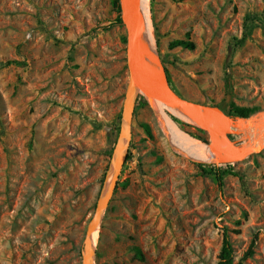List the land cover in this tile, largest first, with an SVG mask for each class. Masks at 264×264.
<instances>
[{
	"label": "rangeland",
	"instance_id": "1",
	"mask_svg": "<svg viewBox=\"0 0 264 264\" xmlns=\"http://www.w3.org/2000/svg\"><path fill=\"white\" fill-rule=\"evenodd\" d=\"M117 4L0 0V61H22L0 64V264H85L128 81ZM149 23L178 94L264 110V0H150ZM128 155L96 264H216L223 228L235 261L253 242L241 264H264V150L219 186L170 148L139 98Z\"/></svg>",
	"mask_w": 264,
	"mask_h": 264
},
{
	"label": "water",
	"instance_id": "2",
	"mask_svg": "<svg viewBox=\"0 0 264 264\" xmlns=\"http://www.w3.org/2000/svg\"><path fill=\"white\" fill-rule=\"evenodd\" d=\"M121 23L126 31V84L119 129L107 169L99 189L95 209L85 239V264H96V242L87 245L92 227L98 231L117 188L127 160L131 140L132 117L138 98L150 107L170 148L197 164L233 165L264 150V110L248 117L229 115L221 106L187 99L169 83L156 42L143 31L150 0H118ZM207 136L212 155H194L170 136L165 126L166 111ZM98 237V236H97Z\"/></svg>",
	"mask_w": 264,
	"mask_h": 264
},
{
	"label": "trees",
	"instance_id": "3",
	"mask_svg": "<svg viewBox=\"0 0 264 264\" xmlns=\"http://www.w3.org/2000/svg\"><path fill=\"white\" fill-rule=\"evenodd\" d=\"M116 3H117V0H116ZM117 8L119 11V5L118 4H117ZM117 21L119 23H121V19H120L119 14L117 16ZM176 43L184 45L185 47H187L189 49H192L194 46L192 42L178 41ZM21 62L22 61L17 60V59H7V60L2 61V62L0 61V64L3 66H8L11 64H21ZM169 83H170V81H169ZM255 111H256V108H254V107L250 108V107H243V106H237V105L231 104V108H230V110L227 111V113L231 116L248 117L252 113H254ZM171 117L177 123L182 122L175 116H171ZM197 130L200 132H203L199 129H197ZM128 156L129 155H127V159H128ZM198 166L200 168H202V170L205 173L210 174L213 177V180L219 186L222 185L223 179L225 176L236 175V172L233 170V167L231 164H228L226 168H223V167L218 166V165H212V164H198ZM252 247H253V242L250 243L249 247L243 253L240 260L235 261L234 255H233V247H232V243H231L229 236H228V231L226 228H223L222 242H221V246H220V249L218 252L216 264H241L245 258L252 255V253H253Z\"/></svg>",
	"mask_w": 264,
	"mask_h": 264
},
{
	"label": "bare ground",
	"instance_id": "4",
	"mask_svg": "<svg viewBox=\"0 0 264 264\" xmlns=\"http://www.w3.org/2000/svg\"><path fill=\"white\" fill-rule=\"evenodd\" d=\"M146 17L147 18L143 27V31L149 38L152 39V31L149 23V13H147ZM169 112L171 115H173V112L171 110ZM166 115L167 111L164 116L165 126L167 127L170 136L177 142V144L194 155H212L210 146H204L197 140L192 139L191 137L186 135L177 127L175 122H173L172 120L170 121L168 118H166ZM97 236L98 230L95 227H92L87 237V245H93L97 239Z\"/></svg>",
	"mask_w": 264,
	"mask_h": 264
}]
</instances>
